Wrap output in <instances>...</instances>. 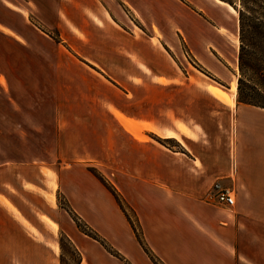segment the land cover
<instances>
[{
  "label": "crops",
  "instance_id": "obj_1",
  "mask_svg": "<svg viewBox=\"0 0 264 264\" xmlns=\"http://www.w3.org/2000/svg\"><path fill=\"white\" fill-rule=\"evenodd\" d=\"M23 1L26 5L20 6L33 7L41 22L69 24L75 43L80 40H84V45L94 42L101 49V63L73 48L72 51L77 61L110 86L106 85L100 92L106 102L102 105L105 111L100 107L97 113L89 112L88 117L96 120V124L74 125L71 121L76 129L73 135L62 125L59 99L54 106V136L56 151H75L77 160L90 156L91 161L95 159V152L104 153L106 161L116 162L120 177L129 179L136 189L140 188L134 192L133 199L127 200L138 218L142 238L152 252L146 254L120 210L119 215L111 209L97 207L96 210L93 206L92 211L100 217L95 225L104 224L99 231L110 247L129 264H264V145L247 144V133L240 128L206 127V121L212 120L206 117H212L213 113H206L205 100L215 105L213 110L220 107L228 110L223 104L232 108L235 102L233 106L225 103L214 91L222 92L230 100L235 96L211 85L207 86V98L199 95L174 55L166 51L172 47L168 42L161 43L164 39L156 27L152 26L156 36L148 37L151 50L142 47V39L120 28L101 0ZM186 1L172 0L180 11L186 10ZM11 2L8 1L13 5ZM213 2L235 15L226 3ZM197 16L198 25L207 24L215 29L202 16ZM216 30L220 36H227L226 28L218 26ZM176 31L181 33V30ZM208 51L215 59L225 56L214 46ZM155 52L165 55H155ZM194 55L206 70L215 71L210 57L204 59L206 55L202 57L198 50ZM97 86L104 88L100 79ZM234 87L235 81L230 91L234 92ZM148 88L157 92L154 101L148 99ZM57 97H60L59 90ZM230 111L224 115H229ZM102 117L105 122L100 124L97 120ZM78 118L82 121L83 115ZM213 132L230 133L234 141L231 140L226 149L215 151L209 141L202 143L203 138L214 135ZM142 133L174 140L180 149L175 151L157 145L152 139L146 141ZM60 159L64 160L61 156ZM103 164L108 166V163ZM12 166L8 162L0 164V168L6 170ZM215 183L233 190L234 206L226 208L216 203L211 195ZM14 184L11 179L0 186V264H60L56 233L61 226L46 214L36 213L39 222L51 231L35 228L13 201ZM19 186L20 191L41 196L52 209L56 208V204L46 198L52 195L55 200L54 192H46L38 184L26 180ZM90 214L85 212L87 218ZM42 216L49 222L46 223ZM111 216L117 217L120 226L113 225ZM63 231L83 255L81 264H124L99 244L82 242L71 229Z\"/></svg>",
  "mask_w": 264,
  "mask_h": 264
},
{
  "label": "rangeland",
  "instance_id": "obj_2",
  "mask_svg": "<svg viewBox=\"0 0 264 264\" xmlns=\"http://www.w3.org/2000/svg\"><path fill=\"white\" fill-rule=\"evenodd\" d=\"M8 1L10 0H0V164L8 162L13 168H0V186L8 180H14L15 189H11L13 201L22 210L24 218L35 228H44L47 233L51 231L39 222L36 213L46 214L52 221L59 223L61 227L57 228L56 233V254L60 264H81L83 260V255L65 235L63 229H71L82 242L99 244L109 255L129 264L101 236L99 230L104 224L99 222L98 226L95 225L100 217L92 211L93 206L96 210L97 207H103L106 211L111 209L119 215L121 211L134 236L141 242V247L146 254L151 253L142 238L138 218L127 200L129 197L133 199L134 192L140 188L136 189L129 179L118 175L116 162L106 161V155L101 152H95V159L91 161L90 156L77 160L75 151H56L54 106L58 104L59 99L62 125L72 131L73 135L76 129L71 121L74 125L81 122V125L96 124V120L88 117L89 112L97 113L100 107L105 111L102 105L106 102L101 98L100 92L108 84L98 74L77 61L72 51L73 48L79 54L91 56L101 63V49L96 47L94 42L84 45V40H80L75 43L73 34L69 32V24L41 22L33 7L27 6L28 10L26 6H20L26 5L23 0H11L13 5ZM232 1L237 3V0ZM46 2L51 3L50 0ZM101 2L119 27L128 30L132 35H136L135 37H140L142 47L149 50L151 42L148 37L156 36L152 26L156 27L164 39L161 43L168 42L172 47L166 48V51L174 55L178 66L190 85H194L199 91V95H205L207 98V86L211 85L229 96H235L232 108L223 104L228 110L221 107L213 110L215 105L205 100L206 113H213L212 117H206L212 118L206 121L207 128H240L243 133H247V144H253L255 147L264 145V110L237 104L236 90L230 91L234 81L237 87L239 77L238 15L231 6L226 4L235 15L216 5L213 0H187L188 9L182 8L183 12L172 0ZM197 15L202 16V19L211 23L215 29L207 24L198 25ZM199 20L201 21V18ZM218 26L226 28V37L217 33ZM177 29L181 30V33H178ZM197 35H200L199 40ZM212 46L225 56L216 59L212 57L208 51ZM197 50L202 53V57L206 55L204 59L211 58L215 71L211 73L197 61L194 55ZM156 54L165 55L164 52H155ZM98 79L102 81L104 88L97 86ZM191 89L190 87V91ZM57 90L60 91V97H57ZM221 93L214 91L217 97L229 104V98ZM147 94L148 99L154 101L157 92L148 88ZM227 111H230V114L224 115ZM84 114L87 116L84 117ZM82 115L81 121L78 117ZM92 117L94 118L93 114ZM101 121L105 122L103 117L97 120L103 124ZM213 133L214 135L205 136L202 143L209 141L215 151L226 149L231 140L234 141V136L230 133ZM142 135L146 141L152 139L157 145L175 151L180 149L174 140L147 136L144 133ZM60 156L64 160H61ZM103 162L108 163V166H104ZM19 163L20 166H16ZM24 180L38 184L46 192H54L55 200L52 195H47L46 198L51 204L55 203L56 208L52 209L41 196H34L27 190L20 191L19 185L24 184ZM91 194L94 196L88 199L87 196ZM85 212L92 214L87 218ZM42 217L46 223L49 222L48 218ZM111 218L114 226H120L121 222L117 217ZM154 260L152 259L153 262Z\"/></svg>",
  "mask_w": 264,
  "mask_h": 264
},
{
  "label": "trees",
  "instance_id": "obj_3",
  "mask_svg": "<svg viewBox=\"0 0 264 264\" xmlns=\"http://www.w3.org/2000/svg\"><path fill=\"white\" fill-rule=\"evenodd\" d=\"M238 15L236 102L264 110V0H220Z\"/></svg>",
  "mask_w": 264,
  "mask_h": 264
},
{
  "label": "built area",
  "instance_id": "obj_4",
  "mask_svg": "<svg viewBox=\"0 0 264 264\" xmlns=\"http://www.w3.org/2000/svg\"><path fill=\"white\" fill-rule=\"evenodd\" d=\"M212 195L216 200V203L222 207L230 208L235 204L234 192L228 186L215 183L212 186Z\"/></svg>",
  "mask_w": 264,
  "mask_h": 264
},
{
  "label": "bare ground",
  "instance_id": "obj_5",
  "mask_svg": "<svg viewBox=\"0 0 264 264\" xmlns=\"http://www.w3.org/2000/svg\"><path fill=\"white\" fill-rule=\"evenodd\" d=\"M235 12H236V11H235ZM235 12H234V13H235ZM155 33H156V32H155ZM157 36H158V35H157ZM236 43H237V42H236ZM234 90H236L235 87H234ZM233 102H234V99H233V98H232V100L229 99V104H230L231 106H233Z\"/></svg>",
  "mask_w": 264,
  "mask_h": 264
}]
</instances>
